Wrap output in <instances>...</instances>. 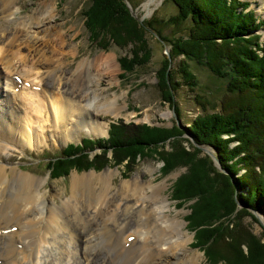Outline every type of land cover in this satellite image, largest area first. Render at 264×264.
Segmentation results:
<instances>
[{"label": "bare ground", "instance_id": "1", "mask_svg": "<svg viewBox=\"0 0 264 264\" xmlns=\"http://www.w3.org/2000/svg\"><path fill=\"white\" fill-rule=\"evenodd\" d=\"M18 1L0 0V264H201L160 184L134 175L114 185L115 171L105 169L74 173L67 195L9 166L12 150L107 135L98 117L121 113L117 95L102 85L117 76L111 57L68 67L66 58L78 57L76 34L68 37L57 21L55 0L26 15Z\"/></svg>", "mask_w": 264, "mask_h": 264}, {"label": "rangeland", "instance_id": "2", "mask_svg": "<svg viewBox=\"0 0 264 264\" xmlns=\"http://www.w3.org/2000/svg\"><path fill=\"white\" fill-rule=\"evenodd\" d=\"M41 1L43 0H19L18 6L21 9L19 14L26 15L31 13ZM122 1L127 9V15L130 17L129 19L135 22V26H131H133L137 34L140 35V40L138 43L134 40L125 42L119 33H117L118 39L115 37L116 34L113 33V36L115 39L119 40V43H124L121 47L117 46L115 43L116 40H113V38L112 40H108L111 37H109V33L100 34L99 37L97 36V42H94V45L92 44L93 41H91L90 38L92 30L88 27L91 22L89 23V18L87 19L85 13L90 9L92 0H55L58 12L57 21L65 23L62 27L63 30L64 28L67 30L68 37L71 34H76L74 44L75 51L78 52V57L76 59L68 56L65 62L70 64V66L68 64L67 66L75 68L78 59H96L99 56L103 58L109 56L117 65V76L116 78H111L113 84L111 85L107 79L102 81L104 88L109 87V89H107L108 94L111 96L117 95L119 104H121V113L119 116L114 114H102L98 117L102 122L109 124L108 134L94 136L84 132L80 136H77L75 140H70L68 144H59V141H52V143H49L47 146L35 147V149L27 147L19 152H17V150H12L11 154H14L10 160L12 164L7 165L11 167L16 166L19 170L44 179V187L46 189H51L59 193L64 192V194L67 193V195L69 192L70 180L74 173L81 175L87 172L100 173L105 169H112L115 171L113 179L114 185L134 175L141 176L145 180H152L153 183L162 186L163 197L168 198L167 201L172 207L171 215H177L179 213L178 215L184 220V230L193 237L190 247L202 253L203 259L201 264H239L240 262L241 264H264V260H262L264 258V216L243 205L236 195L233 197L236 202H234L235 200L229 201V191L228 193L223 191V187L225 188V186H223V183L225 184L223 180L225 177H223V175L228 176V174L217 159L216 151L208 144L200 145L187 131L190 124L204 113L201 107L196 103L195 98L200 96L206 99L208 101V107L207 105L206 107L209 112L213 114L219 112V103L227 94V81L215 77L207 68L196 64L195 61L189 60V70L193 73V79L195 80H193L194 83L191 82L192 84H186L183 81L178 71V65H180V59L185 60L186 58L182 54L177 59L171 58L172 43L175 41L177 42L178 40L176 39L181 40L188 37L186 36L187 33H189L188 27L191 26L192 22L190 18L186 19V22L181 21V17L178 14V6L172 0H159L155 5L150 7V10L145 9V4L153 0H133V2H131V0ZM239 1L249 2L250 5L245 11L249 12L254 10L258 17L257 23H259V21L264 22V0ZM176 14H178L179 17H177L176 21H173ZM151 21L156 23L155 28L152 27ZM69 27H73V29L69 31ZM259 27L260 29L256 31V33L260 35V42L264 43V24ZM164 38H166L167 41H165ZM144 43L148 44L150 48L149 56L147 57L139 49V55L142 56V61L144 59V64L137 65L133 67L132 70L125 72L126 70H123L120 65V57H130L131 50ZM63 52L68 51L67 49H63ZM14 63H16V60H14ZM165 63L166 67H168L167 71H170L174 77V79H171L174 86H172L173 84L170 86L171 102H168L163 97L162 91L159 90L161 86L160 72ZM40 64H44V62ZM14 76L15 75H13V77ZM177 82L180 84L177 85ZM28 84H30V82H28ZM36 87L35 85L33 86V88ZM16 92L18 93V88ZM112 124L124 127L123 130L128 136L126 139H121V142L134 141L133 137L139 133V131H137L139 126L146 125L147 127H158L160 130H166L167 128L170 129L176 126L181 131V135L177 136V140L181 139L180 141L184 148L190 153L195 152L196 156L192 155L191 157H186L184 154H179L183 157L180 158V160H184L183 163L182 161H178L170 170L165 172L167 167L163 158L169 155L167 154L168 151H172V143H174V141L172 138L167 139L166 136H164L162 140L158 141V145L154 148L155 150H144L141 154L136 152L134 155L130 153L133 157H129V155L127 158H124L125 154H129L130 151L127 152L123 150L119 152L117 150H107L110 147L107 139L110 137ZM221 135V138L227 141V145L231 149L240 143L233 140L236 138L234 133H223ZM87 138L95 140L96 145L91 147V151H87L90 159H88V161L84 160L82 163H89L94 159L95 154L100 153L97 161L87 170H77L74 168L71 169L66 176L53 179L46 166V159H44V157L61 155V153L65 152L64 150L67 145L71 143L81 144L82 140ZM52 145L53 148H51ZM102 147H105L104 150H101ZM200 159L205 161L202 162ZM0 163L4 162H1L0 159ZM205 163L207 164L206 166ZM259 168L260 167H257L258 171H260ZM147 169H151L152 173L147 172ZM245 172L246 169L242 168L238 173L242 175ZM190 175L197 177L199 186H203L204 183L207 184L206 188H208L209 191L205 194L208 199H201V201L204 200V203L207 202L208 204L210 201L211 205L213 204L215 208H219L213 212L211 221L209 217V219L207 218L206 220L202 219L200 225L197 226L194 224V226H192L193 229L189 228L188 215L191 213L192 206L195 205L198 199L194 197L193 199L185 200L184 204L179 205V201L173 197V189L176 182L178 183L181 177L183 178V176ZM225 181L228 182L226 179ZM226 187H228V185ZM244 190L247 192L248 188ZM211 192H214L215 195ZM56 201L60 202V199ZM195 210L205 215L207 214L208 207L205 206L204 210L199 208ZM202 230H205V234L211 235L209 236L211 238L215 236V238L231 239L225 240L226 244H233L232 238H246L240 242L241 244L238 245V248L233 244V247H236L238 251H240V255L236 252H232L233 255L229 254L228 256L233 258L231 262L228 260L224 261L222 260L223 258H218L219 256H214L213 260L209 261L205 253L206 251L204 250L206 246L202 245L203 240H201V242L197 240V234ZM212 234L214 236H212ZM247 238H255L259 241V246H252ZM216 244H218V242ZM220 244H225V242L223 241V243L221 242ZM220 244L218 247H220ZM82 251L84 252L85 248H83ZM237 255L243 258L242 260L244 261H238ZM80 264H83V261L80 262Z\"/></svg>", "mask_w": 264, "mask_h": 264}, {"label": "trees", "instance_id": "3", "mask_svg": "<svg viewBox=\"0 0 264 264\" xmlns=\"http://www.w3.org/2000/svg\"><path fill=\"white\" fill-rule=\"evenodd\" d=\"M172 1L178 6L181 21L186 22V19L190 18L192 22L188 27L190 33H187L188 37L181 40L176 39L178 41L173 42L176 45L172 43L171 58L177 59L181 54L186 58L185 60L179 58L180 65H178V71L183 81L186 84H192L191 82L195 80L193 73L189 70V60L207 68L212 75L224 79L228 83L227 94L219 103V112L215 114L208 111L206 99L200 96L195 98L204 113L190 124L187 131L200 145L208 144L216 151L217 159L229 176L223 175L225 177L223 191L227 193L229 191V201H234L233 197L236 195L243 205L264 216V170H262L264 169V43L260 42V35L256 33L264 22L257 23L258 17L254 10L245 11L250 5L249 2L239 0ZM85 13L87 19L89 18V23L91 22L88 27L92 30L90 38L93 45L94 42H97V36L107 33L110 34L109 37L111 36L108 40L113 38L116 40L117 46L122 47L124 44L117 40V33L123 37L125 42L133 40L136 43L139 42L140 35L133 28L135 22L129 19L122 0H92L90 9ZM178 14L174 16L173 21L177 20ZM151 22L152 27L155 28L156 23ZM113 33L116 34L117 39ZM164 39L167 41L166 38ZM139 49L146 57L149 56L148 44L144 43L134 47L130 57L121 56L119 59L122 69L126 70L125 72L132 70L137 65L144 64V59L142 61V56L139 55ZM167 68L165 63L160 72L161 86L159 90L162 91L163 97L171 102L170 86L172 84L174 86L171 81L174 77L170 71H167ZM177 83V85L180 84ZM123 128L117 124L111 125L110 137L107 139L110 147L107 150L130 151L129 154H125L124 158H127L130 153L134 155L136 152L141 154L144 150H155L158 141L162 140L164 136L167 139L172 138L174 141L172 151H168L169 155L163 158L167 167L165 172L170 170L176 162L182 161L183 163L184 160H180L183 157L179 154H184L186 157L196 154L188 152L181 143V139L177 140L181 131L176 126L163 129L164 131L158 127L139 126L137 128L139 133L133 137L134 141L130 142H121V139H126L128 136ZM223 133H234L236 138L233 140L240 143L231 149L227 145V141L221 138ZM93 145H96L95 140L87 138L83 139L81 144H69L61 155L44 157L51 177L57 179L66 176L74 168L77 170L89 169L100 154H95L94 159L89 163H82L84 160L90 159L87 151H91ZM104 148L102 147L101 150ZM132 154L129 157H133ZM257 167H260V171L257 170ZM242 168H245L246 172L239 175L238 172ZM198 183L197 177H193V175L183 176L178 183L176 182L173 189V197L179 201V205L194 197L198 199L188 215L190 229L194 224L200 225L202 219L206 220L209 217L211 221L213 212L219 209L215 208L213 204L211 205L210 201L209 204L204 203V200L201 201V199H208L205 193H208L209 189L206 188L207 184L199 186ZM227 185L228 187H226ZM246 188H248V193L244 190ZM211 193L215 195L214 192ZM202 205L208 207L205 215L195 210L196 208L204 210ZM204 231L197 234V240L200 242L203 240L202 245L206 246L204 250L209 261H212L214 256H219L218 258L231 262L233 258L228 256L229 254L233 255L232 252H236L240 255V251L237 249L238 245L246 238H232L236 248L231 243L226 244L225 240L231 239L215 238L213 234L214 238H211L209 237L211 235L205 234ZM247 240L252 246H259V241L255 238H247ZM223 241L225 244H220ZM217 242L218 244H216ZM219 244L220 247H218ZM237 259L244 261L240 256Z\"/></svg>", "mask_w": 264, "mask_h": 264}]
</instances>
